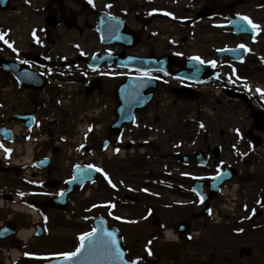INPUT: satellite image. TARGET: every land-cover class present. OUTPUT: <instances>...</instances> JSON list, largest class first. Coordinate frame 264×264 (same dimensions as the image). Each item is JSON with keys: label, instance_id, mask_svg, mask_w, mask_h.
<instances>
[{"label": "flooded vegetation", "instance_id": "obj_1", "mask_svg": "<svg viewBox=\"0 0 264 264\" xmlns=\"http://www.w3.org/2000/svg\"><path fill=\"white\" fill-rule=\"evenodd\" d=\"M184 1L182 0V3ZM107 4H111L112 8L105 7ZM94 5L95 7L88 4L87 0H8L6 10H0V31L8 33L5 38L13 44L16 51L13 52L2 41L0 51L9 53L11 58L21 56L29 65L38 66L39 70L68 68L71 74H82L79 75V79L86 76L102 78L99 94L94 91L92 97L86 101L92 99V105L100 107L103 112L116 107L112 97L115 79H108L106 75L108 73L122 77L140 75L138 71H129L117 64L126 65L133 62L135 67L149 69L151 77L161 82L166 80L160 85L161 91L154 106L157 109L156 115L147 120L139 119L134 127L126 128L122 132V141L111 142L115 150L124 148L129 151L134 147L132 151L134 153L130 152L128 155L125 152L108 159L104 157L106 153L102 148L96 150L97 142L93 141L92 152L83 164L90 163L92 154L99 159L102 167H106L110 172L114 169V164H119L118 171L113 174L114 180L125 189V193L124 199L117 201L118 211L112 213L113 217L120 216V219L115 221L110 217V221L111 223L114 221L113 226L120 230L125 241L127 239L126 245L130 255L137 260L140 258L138 253L146 250L136 247V243H133L136 239L129 238L135 235L133 230L136 231L138 225L137 222L128 221L139 219L136 212L139 203L133 204L132 200L143 203L147 199L153 220L160 217L157 213L160 209L169 213L173 211L175 215L185 213L186 209L182 204L188 202V196L183 189L191 188L196 181L209 182L215 177L213 175L216 174L219 162L214 153L217 151L216 148H221L220 156L224 160H227L225 156L231 149L232 142L224 129L217 128L218 118L201 120V123L205 124L201 128L203 137L194 145L192 142H183L182 134L180 138L175 132H171L188 129L192 124L183 113L171 128L166 111H171L173 105L178 104L173 88L199 93L201 95L199 103L207 102L210 98L208 93L219 88L221 99L216 100L215 105L210 107L232 108L241 102L227 98L226 93L248 95L254 85L264 86V0H190L181 8L175 7L173 12L162 0H94ZM150 12L153 14L149 15ZM164 12L171 13L175 19L163 15ZM238 14L246 15L255 24L260 25L258 32L249 30L236 33L235 27L229 21L238 19ZM109 17H115L116 20H109ZM109 23L116 27L112 34L106 31ZM34 30L40 43H36L33 38ZM240 44H244L248 51L243 49L236 52L220 51L225 48L237 49ZM192 57H200L205 61L203 65H199V73H196L194 68L198 62L192 60ZM210 61H215L216 67H212ZM99 63L101 66L98 67ZM172 64L176 67L171 68ZM176 74L182 75V81L175 79ZM170 78L172 79L169 80ZM251 99L257 101V98ZM54 101H49L48 107L42 101L36 106V113L42 116L43 121L56 112L54 108L57 105ZM179 102L186 105L196 103L185 100ZM75 103L82 104L77 100L72 102V107ZM3 104V109L0 108V144H3L4 148L12 149V152L8 155L0 148V251L5 245H14L18 242L16 235L11 238L6 236L17 233L21 228V218L7 212L11 207L10 201L15 200L17 203H27L30 207L38 208L47 220L52 212L48 208V203L58 197L61 189L63 190L67 181L72 178L76 167L73 159H70L73 157L68 155L73 140L53 130L52 126L57 125L56 120H51L49 124L44 125L45 128L38 129L28 136L21 138L12 133L9 137L2 129L15 123L10 116L8 101H3ZM161 113L164 116H160ZM38 125L40 126V123ZM108 129L101 128V138L107 136ZM26 139L35 148L29 163L25 161ZM10 140L18 142L21 147L17 149L11 147ZM58 143L61 147H57ZM175 148L189 155L192 161L188 166L178 163L171 166L173 170H178L179 178L173 179L176 182H161L170 179V176L163 173L158 175L150 170L151 167H145L139 162V158L145 157L146 161L159 165L155 156L168 157ZM198 151L209 156L205 167H200L196 163ZM113 159L114 164L110 162ZM42 167L44 169H40ZM28 170L36 172L29 173L28 178L26 173ZM141 171L146 172L145 174L149 171L146 178L151 183L144 182ZM187 172L192 174L191 178L186 177ZM155 180L158 182L154 183ZM87 187L88 185L83 190L84 194L89 191L86 196V199H89L92 190ZM205 190L207 192V189ZM19 193L24 195L21 196ZM76 195L71 197L70 207L73 201L75 203ZM173 203L178 204L172 208ZM89 208L90 205L85 207L86 210ZM55 212L59 213L56 210ZM68 212L75 214L72 208L68 209ZM100 214L107 217L109 212L107 208L101 207ZM88 216L85 214L86 218H89ZM182 222L190 226L191 232L198 230L197 223L185 219H182ZM153 224L155 231L151 235L152 245L149 248L151 251L162 252L173 250L169 249L170 247H177L162 244L165 243L162 240L165 230L170 227L167 218L161 217ZM44 225L46 226V221ZM5 229L7 231H4ZM60 229L64 230L62 227ZM178 242L180 248H185L192 245L193 240L182 236Z\"/></svg>", "mask_w": 264, "mask_h": 264}, {"label": "rangeland", "instance_id": "obj_2", "mask_svg": "<svg viewBox=\"0 0 264 264\" xmlns=\"http://www.w3.org/2000/svg\"><path fill=\"white\" fill-rule=\"evenodd\" d=\"M166 1L170 5L171 9L179 5L182 6V0ZM186 3H188V0H186L184 4ZM4 82L7 81L0 79V83L3 84ZM6 85H8V83ZM0 93L3 97L4 92L0 91ZM82 99H84L83 95H79V98L77 100H80L82 102ZM25 104L30 107V103ZM76 105L77 103H75L74 105L75 112L76 115L79 116L85 114L84 111H88L87 108H90L88 106ZM199 107L200 106L198 104L186 105L184 103H178L173 105L171 111H166V117H169V122L174 120L173 123H175L177 122L176 119L181 117L183 113L186 118H188V116L190 115H195ZM208 109L209 112H207L208 115L206 116L218 118L219 120L217 121L219 122L221 127L224 128L228 137H232L230 135V130L234 126V124L231 122L232 117L236 120L235 125H241L244 128L246 126L247 131L250 129L251 121L245 107L241 104H237V107L232 108L217 107L216 109ZM148 115L145 114L142 117H149ZM60 116L61 114H59V117ZM160 116H164V114L161 113ZM185 127H187V125ZM194 128L195 126H191L188 127V129L185 131H183V129L182 131H178L180 132V134L183 133V139L190 141L193 137ZM60 131L66 132L67 127H65V125L62 126L60 128ZM189 133L191 135L187 136V134ZM253 153L254 151L251 150V152H247L244 156L246 158L247 156L249 157L251 155V159L252 161H254L255 159L253 158ZM261 153L264 156V150L261 151ZM136 154L139 155L138 152ZM260 155L259 159L261 162L255 163L253 166H251V168H249V166L251 165V159H247L248 157L246 158L247 160L245 159V161L244 159H239L241 161V170L243 173L242 179L238 182H235L234 186L229 185L227 187L229 188L230 196H221V198L215 204H213V208L216 209V212L214 214H217V211L224 212L222 208L225 205L227 207H230L232 206V204H235V214L237 215V218L234 221H231V223L229 224L226 217L227 213L225 211V214H219V216L216 218L217 220L213 223H209L208 221L197 222V233L201 232V238L197 239V243H194V245L187 246L185 248H180V246L170 247V249L173 250H170L169 252L160 253L158 251L157 255L160 256L159 261L154 262L153 264H264V214L261 218L255 220L253 223L254 226L251 227L246 223L248 222L247 218L249 212H244V210H242V206L244 205H250V210H253L254 208L256 209L257 207H255V204H257L260 195H262V193L264 192V170L260 167L261 163L264 164V157H261ZM139 162L145 167H151L150 170H153L155 173H157V168L160 167V164L158 165L155 162L151 163L146 161L145 157L139 158ZM118 167V163L114 164V169H112L113 174L118 171ZM192 172L194 173V171ZM144 173L145 172L141 171V176L143 178L146 177ZM238 186L241 188L240 190H238L237 195L234 197V191L236 190V187L238 188ZM102 191L105 190L102 189ZM91 194L92 196L90 199V203H92V201L94 200H100V198L105 196V194H100L99 190L95 188H93ZM83 196L84 194L76 195L74 198L75 203L73 201L71 204L70 208L77 212L76 214H74V216H66L52 211L53 213L50 214L52 223L50 224L48 230H46V236H44L42 239L29 238L25 251L23 250L14 252L13 250H18L17 245H5L2 251H0V264H8V262L13 264L11 253H9L11 251H13V256H21L20 258H18L17 264H40L39 261L43 259H37V257H55L60 253L71 251L70 249L75 247L74 245L77 243L78 237L87 230V226L82 224V212L78 214L79 210H81L84 206H88L89 204L84 203V201L86 200V196ZM111 197L112 195L110 194L108 195L107 199L109 200ZM78 203L80 204L79 207L77 206ZM147 204L148 203L146 199L142 204L136 207L138 216L141 217L145 214L146 207L148 206ZM187 209L188 210L185 213L177 215L160 209L157 211L160 217H158L156 221L145 222L141 221V219L139 221L138 227H136V231L133 230V232H135V235H132V237L129 238H131V240L136 239V242L133 243H136V247L138 246L142 249L146 238L151 236V233L155 231L153 223L157 222L159 218H167V221L170 222L171 226L169 228H173L178 221L182 219L191 220L190 215L192 213L200 212L195 202H188ZM4 211H6V209H4ZM7 212H9V214L11 215H16L17 218H21V229L30 231L34 228V224L30 222L31 217L26 211L21 210V208L17 209L16 207H10ZM21 212L24 213L22 214ZM61 227L64 228V230L60 229ZM243 247L250 248L252 250L251 257H242V255L240 254V250ZM4 251L8 252V255H5ZM26 253L28 255H26Z\"/></svg>", "mask_w": 264, "mask_h": 264}, {"label": "snow or ice", "instance_id": "obj_3", "mask_svg": "<svg viewBox=\"0 0 264 264\" xmlns=\"http://www.w3.org/2000/svg\"><path fill=\"white\" fill-rule=\"evenodd\" d=\"M88 4L94 5V0H87ZM105 7L112 8L111 4H107ZM153 13H149V15H152ZM163 15L165 16H172L171 13L164 12ZM173 19H175L174 16H172ZM109 20H116L115 17H109ZM230 24H232L235 29L238 32H247L251 30L252 32L256 33L260 29V25L255 24L248 16L246 15H239L238 19L229 21ZM119 24V21H117V25ZM216 27H225V25H216ZM106 31L109 34H112L116 31V27L109 23L107 25ZM8 35L7 32L0 31V41H2L5 45H7L9 48L12 49L13 52L16 51V49L13 47V44L9 42L8 39L5 37ZM33 38L36 43H40L39 39L36 37L35 30L33 31ZM240 49H243L244 51H248L246 49L244 44H240L237 49H231V48H225L221 49L220 51L224 52H236ZM83 55V53H81ZM194 61H197V65H194L195 72L199 73L200 67L199 65H203L205 63L204 60H202L200 57H192L191 58ZM20 63H27V61H20ZM212 67H216L215 61L209 62ZM26 77L29 75L27 73L24 74ZM145 78L152 79L150 74L148 72H145L142 74L141 77H138L137 79L143 81ZM239 79V77H237ZM140 86H143L142 84ZM256 92L260 94L261 97H264V90L256 89ZM201 127H204L203 124H201ZM91 131V129H89ZM237 134L239 135V130H237ZM7 136L8 134L5 133ZM0 148L4 150V152L8 155L11 154L12 149L10 148H4L3 144H0ZM116 151H119L117 149ZM41 164H43V161H41ZM87 169H92L96 172H99L105 176V179L108 180L109 184H112V181L108 178L107 174L103 173V170L100 168H94L93 165H87ZM76 170L79 173L78 175H74L72 178V181L80 180L83 182V180L87 179V174L82 173L80 166H76ZM219 177H212L211 179L215 180ZM72 181H69L71 183ZM115 187V185H112ZM193 191H196L193 189ZM19 195L23 196V193H19ZM61 196L64 195V193H60ZM197 195L200 197V202H204V196L197 192ZM259 203V201H258ZM110 207H115V205H111ZM253 214H255V209L252 210ZM111 215V213H109ZM151 210H149L148 215L150 216ZM209 214L211 215V210H209ZM115 219H120V217H114ZM148 217L145 216L144 219H147ZM250 218V217H249ZM129 223H136L137 221H128ZM163 227V225L161 226ZM4 231H7L6 229ZM242 231V230H241ZM79 240V246L76 247L75 251H69V252H63L58 254L55 259H60L65 262V264H83L84 261L92 262V264H139V260H126L125 254L121 250L120 243L117 239L116 233L112 231H108L104 227V221H101L99 226L92 228L91 231L84 232L82 235L78 237ZM148 244H151V240L148 241ZM148 251V255L151 256L152 252L150 249H146ZM26 255H28L26 253ZM37 259H51L46 257H37Z\"/></svg>", "mask_w": 264, "mask_h": 264}, {"label": "water", "instance_id": "obj_4", "mask_svg": "<svg viewBox=\"0 0 264 264\" xmlns=\"http://www.w3.org/2000/svg\"><path fill=\"white\" fill-rule=\"evenodd\" d=\"M0 65H2V62L0 61ZM34 80L32 79L31 82H33ZM39 82V80H37ZM30 85V84H29ZM150 98H141V99H137L135 100L134 102H132V104L129 105V113H131V115L135 112V110L137 109H143L145 106H148L152 103L153 101V98H152V95L149 96ZM253 117L255 116V119L256 121H258V117L261 116L260 114H252ZM260 123V122H258ZM226 179L224 178V176L220 177L219 178V185L223 182V180ZM76 183V182H75ZM99 222H96V227L99 226ZM105 229H107L108 231H112V232H115L114 230L112 229H108L105 225H104ZM117 236V234H116ZM117 239L120 243V247H122V244H121V240L120 238H118L117 236ZM246 254H249V252L247 251ZM87 262L84 261L83 264H86ZM50 264H65L64 261H57V262H53V263H50Z\"/></svg>", "mask_w": 264, "mask_h": 264}, {"label": "bare ground", "instance_id": "obj_5", "mask_svg": "<svg viewBox=\"0 0 264 264\" xmlns=\"http://www.w3.org/2000/svg\"><path fill=\"white\" fill-rule=\"evenodd\" d=\"M0 206H1V202H0ZM31 233H32V232L22 231V232L20 233V236H21V238H22L23 240H27ZM169 235H170V233H169Z\"/></svg>", "mask_w": 264, "mask_h": 264}]
</instances>
